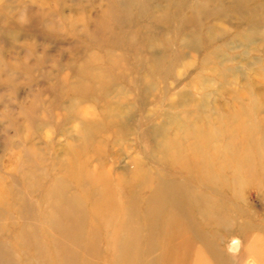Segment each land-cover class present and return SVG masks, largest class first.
Segmentation results:
<instances>
[{"label": "rangeland", "instance_id": "374dc122", "mask_svg": "<svg viewBox=\"0 0 264 264\" xmlns=\"http://www.w3.org/2000/svg\"><path fill=\"white\" fill-rule=\"evenodd\" d=\"M250 143L254 175L239 167ZM74 155L120 181L121 204L124 179L150 171L122 238L147 203L183 201L188 217L165 223L193 243L164 264H264V0H0V264H141L168 245L158 225L107 252L61 166ZM198 155L209 167L192 176ZM162 176L168 199L145 203ZM214 203L228 215L206 225Z\"/></svg>", "mask_w": 264, "mask_h": 264}, {"label": "bare ground", "instance_id": "6f19581e", "mask_svg": "<svg viewBox=\"0 0 264 264\" xmlns=\"http://www.w3.org/2000/svg\"><path fill=\"white\" fill-rule=\"evenodd\" d=\"M94 127H97V125ZM91 133H92V130H91ZM86 136L87 134L83 132V138H85ZM85 141L86 139H84V143ZM91 144L92 143H90V145ZM251 145L252 144L250 143L248 144L247 147H244L242 154H240L241 158L239 160V163H240L239 167L240 169L249 170L252 172L251 174H253V172H255L254 170L260 167H258L259 165L257 164L256 159H254L253 157L255 156L256 153H254V149L251 148ZM249 154H253V155L250 156ZM255 157H257V155ZM185 162H186L185 164L190 168V174L192 176L194 175V170H193L194 167H199V170L200 171L203 170V172L204 170H206V168L209 167V163H207L204 155H198L196 156L195 159H186ZM61 166L64 170H66L67 176L76 182L77 187H76V194L74 197V201H75L74 204L82 206V201L84 202L83 199H85L88 202H90L89 204L91 208L93 207L92 209L95 211V214L93 213L94 226L96 230H102L104 234L106 235L107 237L106 240H107L108 249H109L107 252L110 253V251L114 249L116 251L118 240H122L123 245L128 248L130 247V245L136 244V243L134 244L132 240L133 238H139L140 242L141 241L143 242V240L150 239V237L145 235L146 230L150 228L153 229L155 226L157 227L158 225H159L158 227L160 231H166V234L168 235L169 243L166 246L165 242L162 239L163 237H162L161 238L162 246L160 245L161 249L151 250V256H153L152 260H149L148 258L147 260L141 258L140 259L141 264H152V263L153 264H164L165 257H166L165 251L168 252L169 249L174 250L179 247H183V249H187V250L190 248L193 242H192V238L189 237V234H188L189 233L188 226L185 228H178L177 226H175L173 221H170V220L167 223H165L167 219L165 218V216L166 214L169 215V212L181 213L188 217V212L181 211V208L179 207L183 203V201H180L181 199H175L174 194L170 195L169 197L170 200L175 201L173 202L174 206L161 207L157 205L158 202L155 205L150 206L147 203V206L143 211H145L148 214H146L147 215L146 219L144 218L143 220V225H142L143 228H141V232L137 228L138 226L133 227L131 226L130 222L129 223L126 222L128 228L125 234L127 235H125L124 238H122L121 235H122L123 230H125L126 225L124 223L121 224V221H119L120 219L119 214L122 211L132 212L136 208L135 206H133L132 203L134 201L133 197H135L134 194L137 192L136 188L141 184L139 182L140 178L142 177L140 174L142 175L148 174V176L150 177L151 176L150 171L144 170L143 172L141 171L139 173L132 172L133 175L130 178L124 179V181L125 180L129 181V183L126 184L127 193L125 192L126 197L124 199V203L121 204L120 198L117 197L118 193H116L117 189L118 190L120 189V184H121L120 181L115 182V180L109 173H106L101 169L100 170L92 169L90 167L89 157L85 158L83 162L81 160H78L77 155H74L73 159H71L69 163H63L61 164ZM227 177H229L228 169L224 167L222 178L224 179ZM163 178L165 177L162 176L160 179H157L155 181L154 185H151L148 196L145 197L144 196L145 194L142 195L143 196L142 199L145 201V203L148 201L150 203V201L156 200L155 198L158 195L157 193L160 194L161 187L159 186ZM232 178L233 180L235 179V177H232ZM205 187L208 190L210 189L208 186H205ZM211 191L213 192L214 190H211ZM162 192H164L163 189H162ZM218 192L220 191L215 190V193H218ZM167 196L168 195H164V193L163 194L161 193L159 195L160 199L164 198V200L166 198L168 199ZM207 209L208 210L206 212H209V211L210 212L208 213L206 217H204L205 218L204 223L206 225H210V222L213 221V218L211 217L213 216L214 213H216L217 216L223 215L222 218L223 217L225 218V216L228 215V212L225 211L223 204L219 206V205H215L214 203V205L208 206ZM202 214H201V217H202ZM220 225L221 224L219 222H216L215 226H220ZM224 227L227 230L228 227L226 225ZM132 228H134L133 231H132ZM156 232H157V229H156ZM147 249H148V246L145 248V250ZM142 251L143 249H140V252ZM155 253H157V255ZM176 253H178L176 255L177 257L180 252H176ZM244 253H246V251ZM184 257L185 256L182 255V258L180 256L179 258L177 257L178 259L176 258V260L181 261ZM234 259L236 260V258ZM108 262H109V259L107 260V263Z\"/></svg>", "mask_w": 264, "mask_h": 264}]
</instances>
